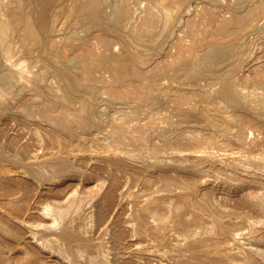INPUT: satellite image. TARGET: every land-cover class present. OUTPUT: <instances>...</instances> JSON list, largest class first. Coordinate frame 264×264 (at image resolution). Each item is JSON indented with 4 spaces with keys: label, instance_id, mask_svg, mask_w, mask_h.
Wrapping results in <instances>:
<instances>
[{
    "label": "rangeland",
    "instance_id": "1",
    "mask_svg": "<svg viewBox=\"0 0 264 264\" xmlns=\"http://www.w3.org/2000/svg\"><path fill=\"white\" fill-rule=\"evenodd\" d=\"M84 1L0 0V264H264L262 0Z\"/></svg>",
    "mask_w": 264,
    "mask_h": 264
},
{
    "label": "bare ground",
    "instance_id": "2",
    "mask_svg": "<svg viewBox=\"0 0 264 264\" xmlns=\"http://www.w3.org/2000/svg\"><path fill=\"white\" fill-rule=\"evenodd\" d=\"M180 2V1H179ZM99 3H100V1L98 2V0H85L84 1V3H83V5L82 6H80L79 8H81L82 9V11L84 12V13H88V14H90L91 16H93L94 18L95 17H101V13L99 14V7H100V9H101V6H99ZM102 3V2H101ZM127 4V3H126ZM126 4H122V5H120L121 7H120V10H119V14H118V17H121V18H125V16H127L128 15V10H129V8L127 7V5ZM254 6V5H253ZM252 7V6H251ZM29 8V7H28ZM254 8V9H253ZM252 9L250 8H247V10L246 11H249V13H251L252 15H254L253 14V12H255L256 11V9L257 10H264V0H262L261 2H259L258 4H257V2H256V7H253ZM81 11V10H80ZM101 12H102V10H100ZM156 11V10H155ZM175 11V10H174ZM245 11V12H246ZM36 12V11H35ZM244 12V13H245ZM257 12V11H256ZM22 13V12H21ZM249 13H247L246 12V14H249ZM166 14V13H165ZM242 14V13H241ZM240 14V15H241ZM35 15V14H34ZM89 15V16H90ZM109 15V14H108ZM240 15H238L236 18H232L233 19V21H235V22H237V23H239L240 22V20H241V17H242V19L245 21V17L247 16H244V15H242L241 17H239ZM24 16V17H23ZM22 17H15L14 19H13V17H12V20L9 18V20L10 21H8V22H6L4 25L5 26H3V27H11L13 24L15 25V27H16V25L18 24H16V22H20L21 24H19V25H22V27L20 26V28H23V32H22V34L24 35V38L26 39V38H29L30 40H33V41H35L36 40V36H38V35H36V33L37 32H35V30H34V28L32 27V25H31V23L29 22V20H28V18L27 17H25V15H23ZM43 16V15H42ZM88 16V15H87ZM102 16H104V15H102ZM106 16V15H105ZM112 16H115V15H112ZM111 16V17H112ZM167 16V15H166ZM165 16V17H166ZM243 16H244V18H243ZM29 17V16H28ZM116 17V16H115ZM117 17V18H118ZM148 17V16H147ZM146 17V18H147ZM169 17V16H168ZM105 18V17H104ZM110 18V17H109ZM145 18V19H146ZM149 18V17H148ZM147 18V19H148ZM167 18V17H166ZM31 19V18H30ZM99 19V18H98ZM108 19V18H107ZM119 19V18H118ZM151 19H153V18H149V23L150 22H152L153 20H151ZM42 20V19H41ZM82 20V19H81ZM121 20V19H120ZM123 20H125V19H123ZM155 20V19H154ZM169 20V19H168ZM247 20V19H246ZM108 21V20H107ZM158 21V20H157ZM229 21H231V20H229ZM228 21V22H229ZM233 21H231V22H233ZM242 21V20H241ZM1 22V21H0ZM83 22V21H82ZM123 22V21H122ZM243 22V21H242ZM164 23H165V21H164ZM254 23V22H253ZM166 25H167V23H166ZM227 26H230V25H228V23L225 21H223L221 24H220V26H219V28H220V30H219V28H218V30L220 31V32H222V31H224V30H226V28H228ZM14 27V26H13ZM46 27V26H45ZM48 27V26H47ZM17 28V27H16ZM19 28V27H18ZM50 29V28H49ZM48 33V32H47ZM38 34V33H37ZM22 35V36H23ZM0 37H1V35H0ZM28 39V40H29ZM238 39V38H237ZM27 40V41H28ZM37 42V41H36ZM61 42V41H60ZM32 44H33V42H32ZM224 50V49H223ZM218 52V51H217ZM117 54V53H116ZM104 56V55H103ZM125 56V55H124ZM124 56H122L121 55V57H123L124 59H125V57ZM128 56V55H127ZM94 57V56H93ZM121 57H119V55H111L110 57H107V58H109V61H107V62H109V64H110V67H112V69H113V71L115 72V73H117V75H121V76H123V75H127V74H129V73H127V72H130V71H127V72H124L123 70L124 69H127L126 67L124 68V62L120 59ZM187 57V56H186ZM189 57V56H188ZM84 59V58H83ZM185 59V58H184ZM192 59H194V58H192ZM90 60V59H89ZM99 60H101L102 61V57L101 58H99ZM126 60V59H125ZM104 61H105V59H104ZM183 61V60H182ZM182 61H181V63H182ZM200 62V61H199ZM180 63V64H181ZM201 63V62H200ZM97 65V64H96ZM184 65V64H183ZM187 65V64H186ZM221 65V64H220ZM185 66V65H184ZM65 67V66H64ZM193 67V66H192ZM191 68V67H190ZM184 69H185V67H184ZM192 69V68H191ZM57 70V69H56ZM138 70V69H137ZM189 70V69H188ZM57 71H59V70H57ZM186 71V70H185ZM62 73H63V75L65 76L64 78H66L65 80H66V83H65V88H64V93H63V98H64V100H71V98H72V87L74 88V86L76 87V85H78L79 83V80L76 78V76L74 77L72 74H70L69 72H68V69L65 67L64 68V71H61ZM113 72V73H114ZM133 72V71H132ZM140 71H136V72H134L132 75L134 76V77H136V76H140L141 74V72L139 73ZM189 72V71H188ZM124 73H127V74H124ZM131 73V72H130ZM56 74V73H55ZM57 75V74H56ZM114 75H116V74H114ZM167 75V74H166ZM192 75V74H191ZM119 77V76H118ZM117 77V78H118ZM126 77H128V76H126ZM141 77H142V75H141ZM230 77V76H229ZM120 78V77H119ZM139 78V77H138ZM227 78V76L225 77V80H223V78L221 79L223 82V84H222V87H221V93L224 95V98L225 99H227V100H229L228 102L230 103V101H231V103H237L238 102V97H237V91L235 92L234 91V88H233V85H232V83H231V80L229 81V80H227L226 79ZM118 81V80H117ZM122 81V80H121ZM2 82V81H1ZM83 84H85V83H83ZM87 85V84H86ZM167 88V87H166ZM219 91V90H218ZM222 94H221V96H222ZM219 95V94H218ZM239 95V94H238ZM230 103V104H231ZM238 104V103H237ZM240 105V104H239ZM62 118V117H61ZM83 118V117H82ZM83 121V120H82Z\"/></svg>",
    "mask_w": 264,
    "mask_h": 264
}]
</instances>
